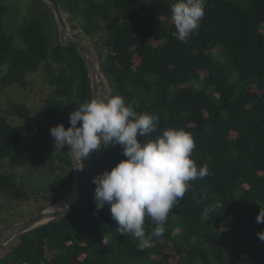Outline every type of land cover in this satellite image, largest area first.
<instances>
[{"label":"trees","instance_id":"trees-1","mask_svg":"<svg viewBox=\"0 0 264 264\" xmlns=\"http://www.w3.org/2000/svg\"><path fill=\"white\" fill-rule=\"evenodd\" d=\"M58 1L71 30L98 49L108 96L159 116L149 138L169 127L191 133V158L198 168L207 165L209 175L189 182L162 236L141 250L118 231L110 206L97 210L94 202L93 177L126 159L123 148L94 150L85 201L14 239L0 264H264L257 236L264 223L256 221L264 210V0H206L187 42L173 35L172 0ZM5 11L0 4V167L50 174L33 194L13 172L0 173V197L35 200L26 219L70 192L69 149L54 147L50 128L69 127V113L92 93L86 63L73 47L60 46L49 8L46 22L34 18L18 30V43L4 31ZM37 73L49 88L44 118L4 97L10 88L28 90ZM14 224L4 217L0 232ZM144 227L150 233L156 225L146 216Z\"/></svg>","mask_w":264,"mask_h":264},{"label":"clouds","instance_id":"clouds-1","mask_svg":"<svg viewBox=\"0 0 264 264\" xmlns=\"http://www.w3.org/2000/svg\"><path fill=\"white\" fill-rule=\"evenodd\" d=\"M206 0H172L171 19L173 35L187 42L196 34L205 14ZM159 116L155 113L137 112L119 95L106 98L93 97L69 113L70 126L58 124L50 128L54 147L69 149L75 161L87 159L93 150L119 144L126 159L110 171L104 170L93 177L94 202L100 210L110 206L118 231L131 235L142 250L150 247L153 237H161L165 223L178 200L183 198L189 182L209 175L207 165L197 167L191 154L196 147L191 133L182 128L169 127L156 133ZM211 209L205 208L207 219ZM148 216L156 227L146 232ZM256 221L264 223V210ZM264 241V230L257 233Z\"/></svg>","mask_w":264,"mask_h":264},{"label":"rangeland","instance_id":"rangeland-1","mask_svg":"<svg viewBox=\"0 0 264 264\" xmlns=\"http://www.w3.org/2000/svg\"><path fill=\"white\" fill-rule=\"evenodd\" d=\"M0 4L6 9L2 18L4 31L7 35L13 37L15 43H18V30L26 26L32 19L44 17L48 8L46 7L47 5L40 0H0ZM46 18L45 16L44 22H46ZM43 29L45 30L46 28L43 27ZM47 33H50V30ZM86 46L92 53V56L97 59L99 53L98 49L96 48L94 50V45L89 42H86ZM29 82L31 87H29L28 90L10 88L5 91L4 97H7L6 101L28 105L33 115L44 118L43 100L49 93L48 85L43 82V79L38 73L32 75L29 78ZM100 92L101 98H106L109 95V90L105 86V82L100 86ZM4 103L5 102H1L0 104ZM13 119L12 116H9V120ZM11 172L25 182L27 190L33 192V194H36L38 189L45 185L44 183L50 182V174L47 173L45 169H34L31 171L26 168H16L11 171L9 167L5 165L0 167V173L6 174ZM34 204L35 200L12 201L5 197H0V220L7 217L14 223L20 222V220L22 221L25 218L24 216L29 215ZM32 211L34 210L32 209Z\"/></svg>","mask_w":264,"mask_h":264},{"label":"water","instance_id":"water-1","mask_svg":"<svg viewBox=\"0 0 264 264\" xmlns=\"http://www.w3.org/2000/svg\"><path fill=\"white\" fill-rule=\"evenodd\" d=\"M50 9L58 32V43L63 47H73L78 55L84 60L88 68V74L91 84L92 98H101L100 86L102 85V74L98 64V60L92 56V53L71 30L67 16L64 14L58 0H42ZM94 151V150H93ZM93 151L86 160L75 161L68 150V155L72 166V187L68 195L58 202L69 199V202L62 207L53 208L58 204L46 207L45 209L35 213L34 215L16 223L0 232V252L4 250L8 244L14 239L39 227L47 226L76 210L86 199V183L91 168V157Z\"/></svg>","mask_w":264,"mask_h":264},{"label":"bare ground","instance_id":"bare-ground-1","mask_svg":"<svg viewBox=\"0 0 264 264\" xmlns=\"http://www.w3.org/2000/svg\"><path fill=\"white\" fill-rule=\"evenodd\" d=\"M68 202H69V199L63 200L59 202L58 204H56V206L53 208H59V207L65 206Z\"/></svg>","mask_w":264,"mask_h":264}]
</instances>
